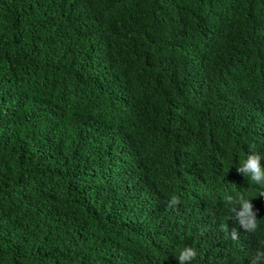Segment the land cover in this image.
Wrapping results in <instances>:
<instances>
[{
  "label": "trees",
  "instance_id": "16d2710c",
  "mask_svg": "<svg viewBox=\"0 0 264 264\" xmlns=\"http://www.w3.org/2000/svg\"><path fill=\"white\" fill-rule=\"evenodd\" d=\"M251 145L264 0H0V264H251Z\"/></svg>",
  "mask_w": 264,
  "mask_h": 264
},
{
  "label": "clouds",
  "instance_id": "9594fccd",
  "mask_svg": "<svg viewBox=\"0 0 264 264\" xmlns=\"http://www.w3.org/2000/svg\"><path fill=\"white\" fill-rule=\"evenodd\" d=\"M255 145L250 146L249 154L242 160L240 166L237 168L239 173H242L251 182L257 185H264V156L258 151H255ZM264 196V192L260 194ZM225 202L230 205L229 211L235 214L240 227L246 232L255 233L259 227V219H257V212L254 210L252 199L245 198L241 195L234 198L232 195L225 197ZM180 203L179 197L173 195L169 201V206H175ZM232 240L239 238L238 229L233 228L229 233ZM197 256V251L191 246L182 248L179 255L176 257L179 264H191V261ZM251 264H264V249H257L252 257Z\"/></svg>",
  "mask_w": 264,
  "mask_h": 264
}]
</instances>
